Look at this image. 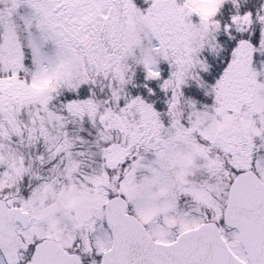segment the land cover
Returning <instances> with one entry per match:
<instances>
[{"label":"snow or ice","instance_id":"1","mask_svg":"<svg viewBox=\"0 0 264 264\" xmlns=\"http://www.w3.org/2000/svg\"><path fill=\"white\" fill-rule=\"evenodd\" d=\"M0 264H264V0H0Z\"/></svg>","mask_w":264,"mask_h":264}]
</instances>
